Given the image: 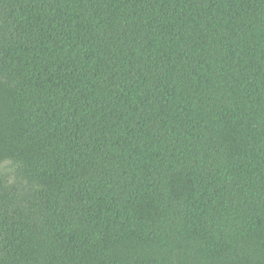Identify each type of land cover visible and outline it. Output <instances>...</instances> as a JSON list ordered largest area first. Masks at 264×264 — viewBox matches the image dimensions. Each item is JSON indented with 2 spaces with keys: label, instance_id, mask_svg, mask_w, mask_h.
<instances>
[{
  "label": "trees",
  "instance_id": "1",
  "mask_svg": "<svg viewBox=\"0 0 264 264\" xmlns=\"http://www.w3.org/2000/svg\"><path fill=\"white\" fill-rule=\"evenodd\" d=\"M0 264H264V0H0Z\"/></svg>",
  "mask_w": 264,
  "mask_h": 264
},
{
  "label": "rangeland",
  "instance_id": "2",
  "mask_svg": "<svg viewBox=\"0 0 264 264\" xmlns=\"http://www.w3.org/2000/svg\"><path fill=\"white\" fill-rule=\"evenodd\" d=\"M0 173H2L3 175H7L10 179V182L12 183L14 180V174H15V168H11L8 167L6 165L2 166V168H0Z\"/></svg>",
  "mask_w": 264,
  "mask_h": 264
}]
</instances>
